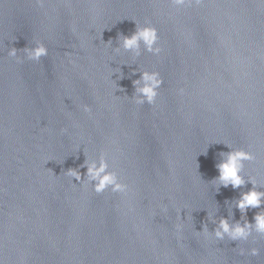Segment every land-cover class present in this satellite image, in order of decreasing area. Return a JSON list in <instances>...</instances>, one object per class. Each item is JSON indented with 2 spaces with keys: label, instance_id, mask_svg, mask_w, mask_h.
<instances>
[{
  "label": "water",
  "instance_id": "obj_1",
  "mask_svg": "<svg viewBox=\"0 0 264 264\" xmlns=\"http://www.w3.org/2000/svg\"><path fill=\"white\" fill-rule=\"evenodd\" d=\"M145 22L157 29L159 55L114 51ZM36 41L48 49L38 62L23 53ZM142 71L164 81L152 106L132 99ZM225 144L253 153L241 175L264 184L260 0L180 9L167 0H0L3 264H264V238L198 233L216 227L208 213L242 225L264 210L242 218L235 208L251 184H212ZM101 153L126 195L87 183L81 165Z\"/></svg>",
  "mask_w": 264,
  "mask_h": 264
},
{
  "label": "clouds",
  "instance_id": "obj_2",
  "mask_svg": "<svg viewBox=\"0 0 264 264\" xmlns=\"http://www.w3.org/2000/svg\"><path fill=\"white\" fill-rule=\"evenodd\" d=\"M203 2L204 0H167L168 5L176 9L200 6ZM35 3L37 6L42 7L45 0H35ZM260 3L264 4V0H260ZM158 39L157 29L149 22H145L144 26H136V30L131 36L119 37L118 47L114 51L119 53L122 50L125 53H131L134 58L141 55V49L152 55H159L161 48L157 46ZM109 44H111V41H109ZM17 53L16 48H10L7 55L17 58ZM23 53L27 60L38 62L41 58L48 55V49L43 43L36 41L34 47L24 48ZM17 62H20L19 58H17ZM132 83L135 90L132 97L134 102L137 105L147 104L152 106L159 95L158 90L162 87L164 81L157 71H142L140 72V78ZM177 91L179 95H183L184 90L182 88ZM82 111L90 113L91 109L89 106L83 105ZM226 146L231 150L226 153H220L221 160L216 164L219 175L212 181V184L215 185L217 191H219L220 187L228 188L231 186L235 190L242 188L246 183L251 184V189L247 192H241L239 199L234 201L235 208L239 210L243 218L246 210L261 208L264 205V190H257L264 189V184L258 183L257 179L252 176L245 179L241 175L245 162L254 161L255 156L253 153L244 149H234L229 145ZM81 167H86L85 179L96 194L110 191L123 196L128 193L129 186L121 180L115 170L109 169V163L103 153L97 159L91 161L86 158L85 163ZM66 175L71 180L74 178L77 182H81V176L77 170H69ZM208 219L216 225L214 230L209 232L207 225H204L202 231L198 233H203L205 236L210 234L216 241L227 239L238 243L246 242L250 237H253V234L264 238V210H261L253 217L254 223H248L247 220H244L242 225L240 222L230 223L229 219L224 218L218 221L213 220L209 213ZM253 239L255 238L253 237ZM239 254L245 255L244 250L241 249ZM247 254L253 257L257 256L259 255V249L251 248ZM0 264H3L2 260H0Z\"/></svg>",
  "mask_w": 264,
  "mask_h": 264
}]
</instances>
